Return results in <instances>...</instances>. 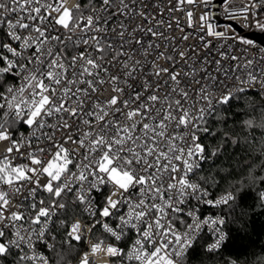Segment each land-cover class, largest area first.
I'll return each mask as SVG.
<instances>
[{"label":"snow or ice","instance_id":"6c2138e0","mask_svg":"<svg viewBox=\"0 0 264 264\" xmlns=\"http://www.w3.org/2000/svg\"><path fill=\"white\" fill-rule=\"evenodd\" d=\"M214 7L0 0V264H238L264 216V47ZM220 7L264 31V0Z\"/></svg>","mask_w":264,"mask_h":264},{"label":"trees","instance_id":"16d2710c","mask_svg":"<svg viewBox=\"0 0 264 264\" xmlns=\"http://www.w3.org/2000/svg\"><path fill=\"white\" fill-rule=\"evenodd\" d=\"M207 142L214 146V138L209 137ZM254 219L255 223L250 224L246 232L234 236L231 258L235 259L238 256V264H252L253 254L264 248V216H257Z\"/></svg>","mask_w":264,"mask_h":264},{"label":"built area","instance_id":"2783aa9c","mask_svg":"<svg viewBox=\"0 0 264 264\" xmlns=\"http://www.w3.org/2000/svg\"><path fill=\"white\" fill-rule=\"evenodd\" d=\"M213 3L215 7L212 9V11L215 14V16L218 17L216 22L218 24L219 30H224L226 25L231 24L232 27L236 30L237 35L251 39L252 41H254L255 45L258 47H264L262 43L249 37V34L251 33H257V32H263V31L256 29L254 26H251V25L243 26L244 22L242 19H239V20L227 19L223 14L222 8L220 7V0H213ZM240 3H241V0H233V6L235 7H239ZM228 43H232V41H229ZM233 46L234 48H239V49L249 47L248 45H240V44H234ZM253 51H255V49H253Z\"/></svg>","mask_w":264,"mask_h":264},{"label":"water","instance_id":"95a60500","mask_svg":"<svg viewBox=\"0 0 264 264\" xmlns=\"http://www.w3.org/2000/svg\"><path fill=\"white\" fill-rule=\"evenodd\" d=\"M249 37L259 41L264 45V31L263 32H257V33H251L249 34Z\"/></svg>","mask_w":264,"mask_h":264}]
</instances>
